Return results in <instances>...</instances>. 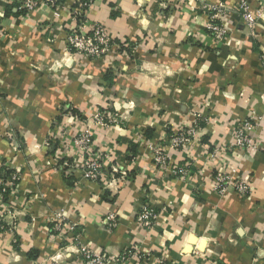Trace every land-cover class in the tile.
<instances>
[{"label":"crops","instance_id":"1","mask_svg":"<svg viewBox=\"0 0 264 264\" xmlns=\"http://www.w3.org/2000/svg\"><path fill=\"white\" fill-rule=\"evenodd\" d=\"M25 1L0 0V179L20 175L3 189L12 217L0 227V264H85L83 247L147 259L124 264H264V18L247 33L241 0H95L89 18L114 46L88 60L68 45L82 0L20 9ZM245 1L264 13V0ZM218 6L229 13L218 16L227 34L216 41L207 25ZM99 110L121 123L93 125ZM256 118L260 151L232 147L237 126ZM196 121L192 145L171 153L170 168L186 172L158 170L153 149ZM60 128L90 129L98 181L81 173ZM216 176L245 180L250 196L233 186L215 194ZM143 204L158 213L150 228L137 222Z\"/></svg>","mask_w":264,"mask_h":264},{"label":"built area","instance_id":"2","mask_svg":"<svg viewBox=\"0 0 264 264\" xmlns=\"http://www.w3.org/2000/svg\"><path fill=\"white\" fill-rule=\"evenodd\" d=\"M95 0H82L77 6H74L70 10L71 17L73 18L76 26L68 36V45L78 55L88 59H100L108 56L112 47L114 46V40L111 38L103 25L97 22H93L89 18V10L94 4ZM63 0H42V4L52 9H59L62 6ZM38 6V3L33 0H26L20 7V9L34 10ZM216 15L212 17V20L207 25L208 31L212 34V37L216 40H222L227 31L225 27L217 23L218 16H226L229 11L222 7L214 8ZM239 13L243 19V29L247 33L258 25L259 21L264 18V13L260 10H251L245 0H241L238 6ZM68 115H72L71 112ZM260 118L254 120L246 119L241 122L234 132V138L232 147L242 149L245 153H255L260 151V144L256 141L253 129L256 124H259ZM91 123L95 126L102 128H109L121 123L120 117L114 113H104L103 111H95L91 117ZM201 123L196 121L193 125L187 128H183L176 132L172 138L153 149V161L156 168L163 172L173 174L176 178L179 175H183L186 170L181 167H175L173 170L170 168L171 153L180 147H189L192 145L198 133L200 131ZM59 138L69 139L76 147L78 153L81 155L82 166L80 167L81 173L86 179L92 181H98L101 176L102 158L95 155L93 134L90 129L87 128L83 132L71 136L64 129L57 130ZM49 146V143H46ZM20 175L12 172L8 178L0 179V202L3 196V189L5 184L10 188H14ZM233 186L240 198H247L251 194L250 186L248 182L242 179H230L225 176H216L213 180L212 190L219 196H225L228 192V188ZM0 227L3 228L5 217L11 216V208L4 203H0ZM157 210L150 204H143L137 213V222L145 228H150L153 221L157 218ZM118 215L115 213H109L105 218V225L107 230L113 231L118 225ZM55 231L65 234L67 228L63 226L61 220L55 221ZM80 238V235H76V239ZM138 250V249H137ZM125 250L118 256H107L106 254L91 248H81L80 253L84 258L85 264H124L131 259H139L142 262H146V258H141L139 251ZM157 263L164 264V260L158 258Z\"/></svg>","mask_w":264,"mask_h":264},{"label":"trees","instance_id":"3","mask_svg":"<svg viewBox=\"0 0 264 264\" xmlns=\"http://www.w3.org/2000/svg\"><path fill=\"white\" fill-rule=\"evenodd\" d=\"M7 174H8V176H10V174H12V171L7 169Z\"/></svg>","mask_w":264,"mask_h":264}]
</instances>
